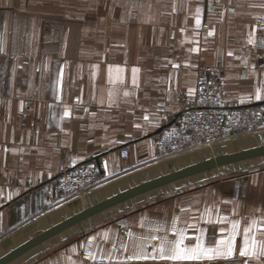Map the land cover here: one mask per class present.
Returning a JSON list of instances; mask_svg holds the SVG:
<instances>
[{"label":"crops","instance_id":"0c3cea01","mask_svg":"<svg viewBox=\"0 0 264 264\" xmlns=\"http://www.w3.org/2000/svg\"><path fill=\"white\" fill-rule=\"evenodd\" d=\"M259 18L264 0H0V264H264V152L179 174L264 146V116L168 154L151 138L200 64L224 100L264 106ZM91 159L97 183L53 203L60 168ZM237 221L230 257L128 259L134 240L152 254L181 232L215 247Z\"/></svg>","mask_w":264,"mask_h":264},{"label":"built area","instance_id":"2783aa9c","mask_svg":"<svg viewBox=\"0 0 264 264\" xmlns=\"http://www.w3.org/2000/svg\"><path fill=\"white\" fill-rule=\"evenodd\" d=\"M258 21L264 24V18H259ZM218 74L216 66H198L192 96L183 102L182 109L172 121L151 135L163 154L210 143L262 124L263 104L224 100L219 91ZM121 152L125 155L129 153L126 146L121 148ZM99 174L100 166L96 159L62 166L51 180V201L61 202L85 192L97 183Z\"/></svg>","mask_w":264,"mask_h":264},{"label":"snow or ice","instance_id":"6c2138e0","mask_svg":"<svg viewBox=\"0 0 264 264\" xmlns=\"http://www.w3.org/2000/svg\"><path fill=\"white\" fill-rule=\"evenodd\" d=\"M199 23V21H197ZM211 34V33H210ZM121 71L120 69L117 70ZM133 73L137 72V69L132 70ZM135 83V79L133 80ZM194 90H190V94ZM127 95V93H126ZM256 99H261L259 94L256 95ZM68 112H65V115H68ZM239 222H234L232 235L227 239V241H221L219 245L215 247H205L202 242L197 243L195 246H181L183 243V233H179L180 239L175 241L164 240L155 253L149 254L144 251L142 243H137L135 240L132 243V251L128 256L129 260H170V261H199L204 259H216L220 257H230L234 253L233 240L236 236V227ZM175 227V225H173ZM245 231H248L246 229ZM132 235V234H130ZM247 237L245 238V250L240 251L241 256L253 255L256 256L257 252L252 251L251 253L247 250ZM222 245V247H221ZM123 247H127L122 245ZM259 255H264V246H261L259 249Z\"/></svg>","mask_w":264,"mask_h":264},{"label":"water","instance_id":"95a60500","mask_svg":"<svg viewBox=\"0 0 264 264\" xmlns=\"http://www.w3.org/2000/svg\"><path fill=\"white\" fill-rule=\"evenodd\" d=\"M261 152H264V146L256 147V148L249 149V150H243V151L235 152V153H232V154H229V155L218 156V157H216V158H214L212 160H209V161H206L204 163H201V164L189 167L187 169H184L181 172H179V174H184V173H187V172H190V171H193V170H197V169H200V168H205V167H209V166L223 164V163H226V162L238 159V158L255 155V154H258V153H261ZM54 230H56V229H53V230H51L49 232H46L45 234H43L42 236L37 238V240L47 236L48 234L52 233V231H54ZM7 258L8 257L2 259L1 262L7 260Z\"/></svg>","mask_w":264,"mask_h":264},{"label":"rangeland","instance_id":"374dc122","mask_svg":"<svg viewBox=\"0 0 264 264\" xmlns=\"http://www.w3.org/2000/svg\"><path fill=\"white\" fill-rule=\"evenodd\" d=\"M258 127H259V126H258ZM256 128H257V127H256ZM254 129H255V128H254ZM210 143H212V144H213V142H210ZM210 143H206V144H210ZM206 144H205V145H206ZM73 197H74V196H73Z\"/></svg>","mask_w":264,"mask_h":264}]
</instances>
